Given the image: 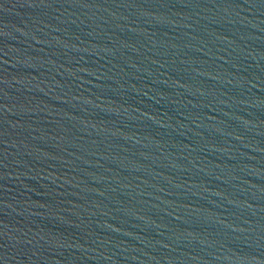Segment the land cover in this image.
<instances>
[{
    "label": "water",
    "instance_id": "water-1",
    "mask_svg": "<svg viewBox=\"0 0 264 264\" xmlns=\"http://www.w3.org/2000/svg\"><path fill=\"white\" fill-rule=\"evenodd\" d=\"M0 264H264V0H0Z\"/></svg>",
    "mask_w": 264,
    "mask_h": 264
}]
</instances>
